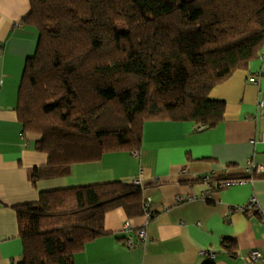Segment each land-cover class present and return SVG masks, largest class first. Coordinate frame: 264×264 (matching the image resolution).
I'll return each mask as SVG.
<instances>
[{"label":"trees","instance_id":"obj_1","mask_svg":"<svg viewBox=\"0 0 264 264\" xmlns=\"http://www.w3.org/2000/svg\"><path fill=\"white\" fill-rule=\"evenodd\" d=\"M38 32L16 113L47 156L31 181L75 163L137 153L146 122L214 128L225 105L209 93L264 48V0H29ZM262 176V175H259ZM142 189L110 182L41 192L15 207L19 264H75L104 235L105 215L142 214ZM223 246L232 254L233 241ZM213 264V263H207Z\"/></svg>","mask_w":264,"mask_h":264},{"label":"crops","instance_id":"obj_2","mask_svg":"<svg viewBox=\"0 0 264 264\" xmlns=\"http://www.w3.org/2000/svg\"><path fill=\"white\" fill-rule=\"evenodd\" d=\"M29 11V0H0V264L22 260L15 207L38 202L41 192L134 181L156 216L146 222L143 212L133 218L122 209L108 212L104 235L76 254L75 264H248L244 257L252 250L262 255L253 264H264V176L245 170L249 160L264 164V121L254 120L264 103V48L247 69L235 71L209 93L210 100L225 105L216 127L146 122L136 154H103L73 164L65 176L32 183L31 174L46 165L47 156L35 149L40 136L25 132L16 113L25 62L38 41L37 30L23 23ZM204 177L213 184L235 183L210 191ZM177 197L194 199L178 204ZM251 198L260 214H228ZM126 222L145 230V241L132 250L124 246ZM225 240L235 243L232 254Z\"/></svg>","mask_w":264,"mask_h":264},{"label":"built area","instance_id":"obj_3","mask_svg":"<svg viewBox=\"0 0 264 264\" xmlns=\"http://www.w3.org/2000/svg\"><path fill=\"white\" fill-rule=\"evenodd\" d=\"M261 58H264V53L260 54ZM252 81L254 82V79H252ZM255 121L258 120H263L264 121V103L260 102L258 104L257 107V113L254 117ZM263 140H264V133H263ZM136 154V153H134ZM245 170L250 173L251 175L253 174H257V175H262L264 176V164H256L254 163L252 160H249L245 166ZM210 178L209 177H204L202 179V182L204 184H206L209 187V190L211 191L212 189H216V190H220L223 188H226L229 185L234 184V181H222L220 183L217 184H213L210 182ZM139 182L138 181H134L132 185L134 186H138ZM209 191L206 192L204 195L208 196ZM194 198L190 197V198H184V197H177L176 198V202L178 204L184 203L186 201H192ZM260 207L256 201L255 198H251L248 203H246L243 206H239V207H233L230 208L228 211V214H232V213H239V214H248V213H261L260 212ZM142 212L143 215L146 219V222L151 221L155 216H156V212H154L151 208V203L149 199H146L145 201L142 202ZM262 221H264V216L262 217ZM123 232L126 235L125 239H124V246L126 249L128 250H132L135 247H137L140 243L145 241V230L144 228H140V229H132V227L130 226L129 222H126L123 226ZM262 258V255L259 251L257 250H252L250 251L245 257H244V261L248 264H253L257 261H259Z\"/></svg>","mask_w":264,"mask_h":264}]
</instances>
